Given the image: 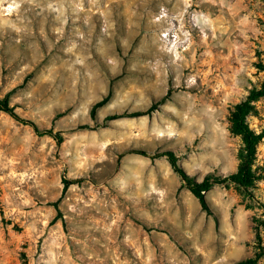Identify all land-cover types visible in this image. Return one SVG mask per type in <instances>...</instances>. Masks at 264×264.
<instances>
[{
  "label": "rangeland",
  "instance_id": "374dc122",
  "mask_svg": "<svg viewBox=\"0 0 264 264\" xmlns=\"http://www.w3.org/2000/svg\"><path fill=\"white\" fill-rule=\"evenodd\" d=\"M262 61L264 0H0V98L63 137L0 111V264L254 258L264 179L253 199L213 186L203 208L165 158L128 151L172 150L196 180L234 172L233 106ZM246 122L264 175V97Z\"/></svg>",
  "mask_w": 264,
  "mask_h": 264
},
{
  "label": "trees",
  "instance_id": "16d2710c",
  "mask_svg": "<svg viewBox=\"0 0 264 264\" xmlns=\"http://www.w3.org/2000/svg\"><path fill=\"white\" fill-rule=\"evenodd\" d=\"M259 68L264 71V61L259 63ZM264 97V80L259 87L252 88L249 90L246 97L235 103L232 110L231 116V130L238 134L242 140V149L239 153V161L237 168L234 172L226 175H217L214 173H207L201 180H196L190 176L182 167L178 161V157L172 150L162 151H147L144 149H130L128 152L137 153L143 156H148L151 159L165 158L170 164L172 170L179 177L181 185L191 191V193L198 198L203 208H206V202L204 198V192L212 188L213 186L221 187H234L241 195L247 199H253L254 194L252 188L254 187L255 181L264 179V175H256L252 169V165L255 159L256 145L259 142L261 134L255 133L249 128L246 122V115L250 112L253 107V102L259 98ZM109 98V94L95 102L91 108L90 114L94 118L96 109L102 106ZM153 108L151 105L145 111H135L131 113L121 112L113 113L106 116V119H114L124 115H138L143 113H150ZM0 111L7 113L15 120L32 127L34 132L39 135H48L56 140L57 143H61L63 137L60 132L54 131L51 127L39 128L35 122L29 118L20 115L13 106L9 105L7 96L0 98ZM84 127V126H81ZM63 190L68 185L74 182V180L64 179ZM55 206L57 202L53 203ZM264 216V213H263ZM254 235L257 246V253L254 258H248L239 260L235 264H255L258 260L264 261V243L262 239V233L264 232V217H254Z\"/></svg>",
  "mask_w": 264,
  "mask_h": 264
}]
</instances>
